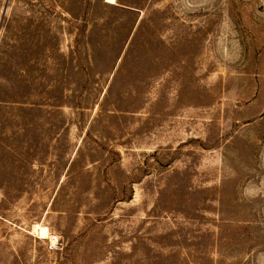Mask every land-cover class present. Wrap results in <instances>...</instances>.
Returning <instances> with one entry per match:
<instances>
[{
  "label": "rangeland",
  "instance_id": "obj_1",
  "mask_svg": "<svg viewBox=\"0 0 264 264\" xmlns=\"http://www.w3.org/2000/svg\"><path fill=\"white\" fill-rule=\"evenodd\" d=\"M0 264H264V0H0Z\"/></svg>",
  "mask_w": 264,
  "mask_h": 264
},
{
  "label": "bare ground",
  "instance_id": "obj_2",
  "mask_svg": "<svg viewBox=\"0 0 264 264\" xmlns=\"http://www.w3.org/2000/svg\"><path fill=\"white\" fill-rule=\"evenodd\" d=\"M108 2H110V3H114L115 0H108ZM38 231H39L40 236H44V234L47 232L44 228H40ZM45 235H47V234H45ZM52 238H53V237H52ZM54 239H55V238H54Z\"/></svg>",
  "mask_w": 264,
  "mask_h": 264
}]
</instances>
